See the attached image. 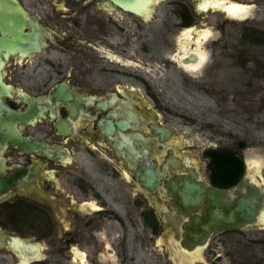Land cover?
Masks as SVG:
<instances>
[{
  "label": "water",
  "instance_id": "95a60500",
  "mask_svg": "<svg viewBox=\"0 0 264 264\" xmlns=\"http://www.w3.org/2000/svg\"><path fill=\"white\" fill-rule=\"evenodd\" d=\"M168 0H106L100 13L142 14L150 22L156 3ZM91 0H83L88 8ZM42 3V0H37ZM201 18L175 35L168 60L177 69L207 77L215 40H221L224 20L264 21V6L255 0H185ZM125 21V20H124ZM105 35L70 37L51 18H42L17 0H0V203L12 198L36 199L46 205L65 248L44 255L47 242L33 236L0 231V249L9 248L15 264H30L62 251L65 264H90L76 217L100 212L94 200L75 202L73 190L64 195L59 173L82 168L74 158L76 140H86L105 163H120L122 182L133 196L142 194L154 205L162 235L146 251L161 253L172 264H209L203 249L209 234L264 230V149H245L244 172L230 186L209 184L203 158L191 150L196 131L161 127L160 111L145 98L144 89L117 84V92L82 83L83 73L114 60V66L157 71L166 78L164 63L155 59L113 55V45L140 38L118 37L108 26ZM44 46L77 51L63 84L40 97H30L12 79L24 51L42 54ZM167 79V78H166ZM82 174H86L82 169ZM118 226H91L96 245H102L98 264H117L107 231Z\"/></svg>",
  "mask_w": 264,
  "mask_h": 264
},
{
  "label": "flooded vegetation",
  "instance_id": "af4514ba",
  "mask_svg": "<svg viewBox=\"0 0 264 264\" xmlns=\"http://www.w3.org/2000/svg\"><path fill=\"white\" fill-rule=\"evenodd\" d=\"M17 1L42 18V27L53 18L70 37L80 35V30H84V38L104 36L106 26L118 37L134 38L135 31L140 38L113 45V55L160 61L164 63L167 79L157 77V71L114 66L112 60L81 74V84L90 81L93 88L111 92H117V84L144 89L145 98L152 100L154 110L161 112L158 118L161 127L169 131L191 128L197 132L191 150L203 158L209 184H213L210 166H214L210 154L213 150L229 149L240 154L243 174L245 162L240 151L246 145L239 135L238 118L234 117L236 123L229 124L224 109L230 108L221 101L230 99L231 89L216 78L220 76L224 55L217 57L215 52L223 47L228 20H224L221 40H215L207 77L199 79V74L177 69L174 60H168L175 35L202 16L185 0L156 3L158 12H152L150 22L137 13L121 11L125 21L117 18V11L100 13L97 1L106 0H91L88 8L83 0ZM255 4L264 6V0H255ZM255 22L244 32L246 39L259 38V42H264V35H258L264 33L258 27L264 21ZM24 53L27 60L15 64L13 77L7 84L19 82L30 97H40L63 84L72 65L77 67V51L71 57V51L44 46L42 54H33V60L28 51ZM171 90L173 93L179 90L177 99ZM188 96L203 100L190 102ZM222 129H234L230 144L213 140L215 134L227 135ZM74 158L82 168L69 167L59 173L64 195L73 190L76 203L93 199L98 209L103 210L90 212L85 218L76 217L90 264H98L102 250V245H96L91 226H108V221L118 223L107 231L112 241L107 244L116 255L117 264H172L165 255L146 251L149 244L157 243L162 231L154 205L137 213V206H145L143 195L133 196L128 182H122L120 163H105L100 151L93 153L86 140H76ZM82 169L86 174H82ZM0 231L30 235L36 243L47 242L49 247L44 248V255L65 248L68 242L57 239L55 221L46 205H37L36 199L12 198L1 202ZM57 258H62V251L30 264H65ZM203 258L209 264H264V235L252 237L245 231L209 234ZM0 264H15V255L9 248L0 249Z\"/></svg>",
  "mask_w": 264,
  "mask_h": 264
},
{
  "label": "rangeland",
  "instance_id": "374dc122",
  "mask_svg": "<svg viewBox=\"0 0 264 264\" xmlns=\"http://www.w3.org/2000/svg\"><path fill=\"white\" fill-rule=\"evenodd\" d=\"M254 23L256 22L228 20L222 39L223 47L215 52L217 57L221 53L224 55L223 64L219 66L220 76L218 74L216 78H219L218 83L221 82L231 89L230 99L221 101L225 107L230 108L229 111L224 109L229 124L233 125L235 118H238L239 135L246 145L240 151L243 156L246 154L245 149H264V42H259V38H252L249 41L244 34ZM258 27L264 29L263 24ZM258 35L263 36L264 33ZM171 92L173 98L177 99L179 90L174 93L171 90ZM180 92L183 93L181 90ZM188 97L192 99L190 102L194 99L196 103L203 100L201 97ZM222 131L227 135L215 134L213 140H222L223 144H230L234 139L232 136L234 129H222ZM245 233L252 237H259L264 235V230L245 231Z\"/></svg>",
  "mask_w": 264,
  "mask_h": 264
},
{
  "label": "trees",
  "instance_id": "16d2710c",
  "mask_svg": "<svg viewBox=\"0 0 264 264\" xmlns=\"http://www.w3.org/2000/svg\"><path fill=\"white\" fill-rule=\"evenodd\" d=\"M210 154L214 162V166L210 165L213 171L212 183L224 187L236 183L243 171L240 154L229 149L213 150Z\"/></svg>",
  "mask_w": 264,
  "mask_h": 264
}]
</instances>
